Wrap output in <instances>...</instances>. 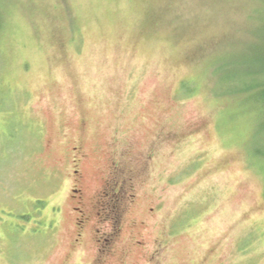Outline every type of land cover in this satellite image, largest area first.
<instances>
[{"label": "rangeland", "instance_id": "obj_1", "mask_svg": "<svg viewBox=\"0 0 264 264\" xmlns=\"http://www.w3.org/2000/svg\"><path fill=\"white\" fill-rule=\"evenodd\" d=\"M0 11V264H264L257 131L244 97L215 90L220 73L227 86L250 78L264 0H0ZM75 145L85 196L114 161L134 177L109 256L107 222L76 224Z\"/></svg>", "mask_w": 264, "mask_h": 264}, {"label": "flooded vegetation", "instance_id": "obj_2", "mask_svg": "<svg viewBox=\"0 0 264 264\" xmlns=\"http://www.w3.org/2000/svg\"><path fill=\"white\" fill-rule=\"evenodd\" d=\"M74 156L70 157V173L73 179L74 192L71 195L76 198L78 206L73 209L78 211L77 222L78 227H82V223L87 221L91 214H95L97 221L101 223H108L107 231H96L101 234L98 238L99 255L109 256L120 242L122 231V220L129 204L134 200V177L123 173L122 164L119 161H114L109 169L104 182L94 193H87L83 186V180L86 179V174L83 169V162L85 159V152L81 145L72 147ZM91 205V210L89 209ZM79 238H75L76 242L80 240L82 233L79 230ZM141 241L136 240L134 244L141 245ZM99 256V257H100Z\"/></svg>", "mask_w": 264, "mask_h": 264}, {"label": "trees", "instance_id": "obj_3", "mask_svg": "<svg viewBox=\"0 0 264 264\" xmlns=\"http://www.w3.org/2000/svg\"><path fill=\"white\" fill-rule=\"evenodd\" d=\"M262 16L258 30L260 44L254 48L253 60H251L252 65L255 67L251 66L250 70L243 69L245 75L250 78L245 80L240 74L242 78L235 81L237 77L233 75L232 83L234 84L227 86L225 75L221 76L220 67L217 69V74L220 73L219 84L215 90L218 96L230 98L231 103H233L232 100L236 103V96L246 99L244 102L247 106L241 105L242 111L240 113L243 117L249 116L253 122V127L257 131L253 139L255 142V155L264 164V144L260 143L261 140L264 141V12H262ZM5 21L6 15L0 11V31L5 27Z\"/></svg>", "mask_w": 264, "mask_h": 264}]
</instances>
